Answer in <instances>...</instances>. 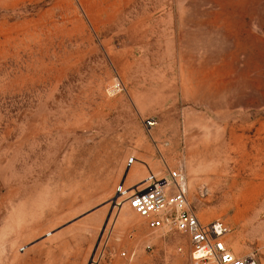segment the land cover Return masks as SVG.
I'll use <instances>...</instances> for the list:
<instances>
[{"label":"rangeland","instance_id":"374dc122","mask_svg":"<svg viewBox=\"0 0 264 264\" xmlns=\"http://www.w3.org/2000/svg\"><path fill=\"white\" fill-rule=\"evenodd\" d=\"M141 154L264 264V0H0V264H191L117 194Z\"/></svg>","mask_w":264,"mask_h":264},{"label":"built area","instance_id":"2783aa9c","mask_svg":"<svg viewBox=\"0 0 264 264\" xmlns=\"http://www.w3.org/2000/svg\"><path fill=\"white\" fill-rule=\"evenodd\" d=\"M110 94L124 90L120 80L108 88ZM148 124L154 121L148 120ZM133 157L128 159V164ZM185 173L181 166L167 167V176H156L149 172L142 180L143 186L117 187V194L125 195L127 205L145 218L149 233L162 230H176L185 234L189 240L191 264H256L251 254L236 255L224 241L230 231L229 226L218 219L204 222L190 205L186 196ZM132 234L129 233V236ZM144 249L151 248L150 241L144 242ZM181 250V246L177 248ZM124 264H134L137 258L135 247L120 251ZM98 261L92 260L91 264Z\"/></svg>","mask_w":264,"mask_h":264},{"label":"crops","instance_id":"0c3cea01","mask_svg":"<svg viewBox=\"0 0 264 264\" xmlns=\"http://www.w3.org/2000/svg\"><path fill=\"white\" fill-rule=\"evenodd\" d=\"M122 79L124 81V70H123V78ZM141 90H144V89H141ZM135 91H137V90H134L133 97H134V99L136 98L137 108L139 110H143V108H141V104L147 103V102H149L148 99L152 100L154 98L150 97V95L148 97L142 96L143 98L140 96V98H139V96H137L138 94L135 95ZM169 97H170V94H169L167 85H161L160 84L159 85V91H158V98L155 97V99H158L157 102L159 103V105L162 106L166 102V100H168ZM149 103H151V102H149ZM126 165H127L126 172H125L126 175L124 177L123 184L126 185L127 188H132L133 185L135 186V184H137L138 182L143 180L145 178L146 172H148V173L149 172H152V173L155 172V174L156 173L160 174L162 171L160 166L157 164L155 158L151 154L137 155L134 157L131 164L127 163ZM165 168L167 171V165H165ZM162 176H167V172H166V174H164ZM97 264H108V263L102 262L101 260H99V262Z\"/></svg>","mask_w":264,"mask_h":264},{"label":"bare ground","instance_id":"6f19581e","mask_svg":"<svg viewBox=\"0 0 264 264\" xmlns=\"http://www.w3.org/2000/svg\"><path fill=\"white\" fill-rule=\"evenodd\" d=\"M139 186H141V187H142V186H143V184H141V185H139ZM139 188H140V187H139ZM116 204H119V203H117V202H116Z\"/></svg>","mask_w":264,"mask_h":264}]
</instances>
